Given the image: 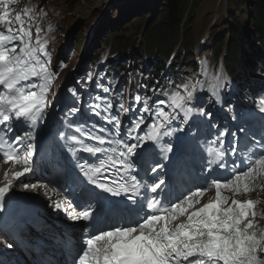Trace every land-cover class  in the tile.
I'll list each match as a JSON object with an SVG mask.
<instances>
[{"label":"snow or ice","instance_id":"1","mask_svg":"<svg viewBox=\"0 0 264 264\" xmlns=\"http://www.w3.org/2000/svg\"><path fill=\"white\" fill-rule=\"evenodd\" d=\"M15 2L0 0V8L3 9L0 12V126H3L0 127V159L4 163L20 165L22 170L13 171L11 177V169L5 171L6 182L0 187V211L13 182L33 172L34 145L28 141L35 139V129L43 122L46 109L52 106L49 93L55 97L51 89L58 76V70L54 71L50 66L47 40L42 39L38 26L33 32L32 13L35 9L25 7L23 13L17 12L13 19L10 5ZM59 67L62 69L64 65ZM69 91L75 95L72 89ZM104 91L108 92V89L104 88ZM198 91H203L199 82L189 80L177 85V90L167 100L157 101L153 108L145 98L141 111L153 113L152 122L142 128L145 117L134 118L133 126L124 136H121L118 116H102V120L113 125L114 136L121 137L109 142L116 147H97L74 135L67 137L68 141L80 145L78 149L69 148L74 156L77 151L92 156L102 154L96 163L87 167L83 163L77 164L88 184L112 197H124L121 201L107 200L88 190L92 194L82 211L77 212L71 204L68 205L72 208L69 212L72 219L104 221L107 225L100 229L90 226L86 230L87 234L78 245L70 248V264H264V211L258 210L259 202L256 200L236 198L255 191V182L264 176V143H261L264 137L247 147L246 153L238 150L236 133L227 129L215 134L212 140L201 141L209 157L206 170L212 172L213 166L218 165L226 170V175L220 179L209 176L203 186L183 191L175 200L166 198L162 203V186L168 187L162 177L157 176L149 183L131 175L135 171L133 156H143L154 150L151 145H155L166 159L173 147L171 143L161 144L163 137L184 131L183 126L194 117L206 115L203 108L192 105ZM210 91L217 95L214 87ZM135 99L137 102L141 100L139 96ZM256 107L264 113V96L258 99ZM100 108L98 103L92 105L96 115H100ZM111 108L112 103L108 101L103 110ZM119 108L129 111L122 102ZM76 111V108L70 110ZM178 116L180 126L169 128ZM207 116L210 117L211 113ZM100 130L108 131L105 128ZM76 131L88 140L95 139L99 145L106 143L103 137L85 133L79 126ZM239 131L246 130L240 128ZM133 132L142 134L132 135ZM59 135L65 139L63 131ZM226 135L233 137L227 148L223 139ZM128 140L135 142L129 144ZM146 144H149L148 148H145ZM17 146L24 147L23 153ZM138 149L144 151L139 152ZM229 151L234 157L239 151L243 157L239 164L233 161L228 167L225 156ZM159 167L163 168V165ZM109 169L116 175L110 183L101 182L99 176ZM151 172L156 173L157 167H152ZM22 187L35 191L40 186L22 183ZM213 189L214 197L201 204V199ZM63 206L62 202L56 203L57 208Z\"/></svg>","mask_w":264,"mask_h":264},{"label":"rangeland","instance_id":"2","mask_svg":"<svg viewBox=\"0 0 264 264\" xmlns=\"http://www.w3.org/2000/svg\"><path fill=\"white\" fill-rule=\"evenodd\" d=\"M36 1L39 4V7L43 9L42 14L44 16H47V20L52 25L53 31L55 30L54 39L56 43L54 46H52L53 52L51 53V56L52 55L54 57L58 56L55 59V61H59L60 63L56 67V70L57 69L59 70H58V76L55 79L54 83L55 84L60 83L61 76L64 73V71L72 69L74 70L73 78L69 82L67 88L82 94L85 100H90L88 98L90 94L84 93L83 91L89 90V93L93 92L94 95L96 97H100V99L97 100L96 97H90V98L96 102L98 101V104L101 105V109H103L104 104L106 102L111 101L112 108L108 109L106 113L110 111V116H118L121 122L127 115H131L132 121L134 118H138L139 116L142 115L145 117V125H144L145 127L147 124L151 123L153 113H145L141 111L143 107L142 102L145 98H148L149 107L153 108L151 106L150 96L143 97L141 95L140 102H137L135 99L137 96L129 98L128 95L127 87L130 83L131 71H133L130 58L127 59L128 61L126 60L129 68L124 73L122 72L121 75L119 74L115 76L112 79V81L108 82L106 81V78H104L106 68H103L101 70L102 72L97 74V77H93L88 81L86 80L81 81V79L84 73L90 71L89 63L86 62L85 60V57L88 54H91V52L93 53L97 49L100 55L99 56L100 61L104 58V54H106V51L108 49V48L100 47L104 34L112 28H117V29L124 28L133 19L140 20V23L138 25L133 24L132 26H129L128 27L129 30L126 32V35H129V33L135 35L134 37H136V44L133 52H136L138 49V43L143 39V37L145 38L149 36L151 25L155 23L156 19L159 17L160 15L159 13L162 10L161 9L162 1L161 0H129V2L126 4L123 3L114 4L112 2L105 4V0L102 1L101 0H36ZM187 1L189 5L192 4L194 6L193 11L190 13V16H192L193 26H192V32L190 31L189 33H187L185 38L188 40L194 39V42L191 44L193 49L192 52L194 56H196L195 52L200 47L199 40L203 39L204 37H207V39H205V42L202 44L201 48L199 49V56H197L198 61L203 63L202 70L204 73L206 66L208 65L212 66L213 62L208 61L206 66H204L205 60L202 56L209 57L211 55V51L213 50V46H214L213 43L217 38H220L225 43L229 37V30L231 28H235L236 23H238L239 25L238 29H241L243 31L244 29H247L248 30L246 32L247 34L249 33L253 34L254 24L251 23L250 25L248 23L247 26L245 27L246 16L248 14L252 16L253 7L248 3V1H246L247 3L246 4L243 3L242 0H187ZM32 2H34V4L38 6V4L35 3V0H32ZM37 11H38V7H37ZM240 12L242 13L241 18L238 17V14ZM232 16H235L236 22L230 20ZM126 17H130V20L129 21L126 20ZM79 36H81L82 38L81 42L83 44L82 46L77 48L78 50H76L75 42L80 41ZM177 39L179 40V36H177ZM165 41L166 43H168V38ZM59 44H64V46L58 48L61 50L55 49V47ZM95 45H98L99 47L94 48ZM169 45L173 47L172 42H170ZM191 45L184 44L183 50H187L188 48L191 47ZM115 49L118 52L121 51L119 45ZM113 53L115 52H112V54ZM110 54L111 53H109L108 55ZM135 57L136 55H133L131 61L134 60ZM100 61L97 60V65L100 64ZM61 64L64 65L62 69L59 67ZM147 67L151 68L152 65L144 64V59L139 60L137 64V68L140 69L141 73H144V76H146L149 72V69H147ZM183 68L190 69L192 67L184 66ZM207 68L208 70L206 72V77L208 78L211 76V71H210V66H208ZM165 73L166 72H163L157 81H160L162 79H163L162 81H165L166 79H169L170 83H172L173 80L172 78H170V75L166 76ZM189 74L191 75L189 76L191 81L192 82L196 81L195 80L196 74L195 75L193 74V69L189 71ZM183 79L184 82L187 83V79L185 77ZM227 86H228L227 80H224V78H222L220 91L216 92L217 95H213L212 92L209 90L208 91L209 96H206L205 101L209 102V100L212 98V100L214 101V106L215 107L219 106V104L214 99V97L219 98L222 90H224ZM213 87L216 90V86L214 82L211 81L210 89H212ZM104 88H107L108 92H105ZM73 100H76V97L73 98ZM121 102L124 104L125 108L129 109L128 112H124L122 109L119 108V104ZM195 104L200 105L201 103L195 101ZM85 106H89V105H85ZM103 114L105 115L104 112ZM205 117L206 115L202 119H205ZM220 123L221 122H218L217 126L220 127ZM15 169L13 171L19 170L18 167ZM12 172H10L9 174H11ZM258 179L262 182L261 186H259L258 184L255 185L256 191H252L248 193L247 197L262 196L264 198V187H262L264 186V176ZM21 180H23V177L20 178V180L14 181L13 187L18 188L20 185H22V183H28L27 181H21ZM15 184L17 185L15 186ZM228 195L231 196V193H229ZM263 205L264 202H262L259 206L262 207ZM44 239L45 241H47L48 238L44 237ZM27 245H31V244L27 243ZM25 248H29V247L26 246ZM15 249H18V245L10 249V252ZM25 256L30 257L26 254L23 255L15 254L13 257H11V260L13 261V259L15 260L17 258L16 261L18 262V260L22 259Z\"/></svg>","mask_w":264,"mask_h":264},{"label":"trees","instance_id":"3","mask_svg":"<svg viewBox=\"0 0 264 264\" xmlns=\"http://www.w3.org/2000/svg\"><path fill=\"white\" fill-rule=\"evenodd\" d=\"M161 12L159 17L156 19L155 23L151 25L150 34L138 43V49L134 52L133 55L136 57L133 60V65L137 64L138 60L144 59V64L152 65L151 69L147 75L146 82L153 83L154 80L159 77L163 71L169 55L172 53L174 46L177 45V36L179 35L180 47L179 50L175 53L173 61L170 63L169 67H173L177 64L179 52L185 54V61L187 67L193 62L191 48L183 50V45H191L192 40L185 38L187 33L190 32L191 25V16L190 12L186 13L187 2L186 0H161ZM248 3L253 7L252 16L249 14L245 19V26L250 23L254 24V34L247 35L245 29L244 31L238 29V23L236 27L230 29L229 39L227 43V49L225 57L223 58L224 66L230 76L234 79L238 86H247L253 83V81H258L261 77L255 78V68L256 63H261L264 61V0H242L243 3ZM247 4V3H246ZM241 11V10H240ZM236 12V10H235ZM242 13L238 14V17L241 18ZM126 20H130V17H126ZM231 21L236 22L235 16L230 18ZM140 20L133 19L129 24H127L122 29L112 28L107 31L101 43V47H108L109 50H113L118 54L119 60H112L108 58L107 64L108 72L107 74L116 75L118 72L123 71L124 62L129 57V54H132L136 44V37L132 33L126 35V32L129 30V26L133 24H139ZM234 27V26H233ZM134 29V28H132ZM181 35V36H180ZM242 37H245L247 42L242 41ZM248 37V38H247ZM171 41L173 47H170L166 43V39ZM79 42H75L76 50L82 46V38L79 36ZM70 45V43H69ZM121 48V51H116L115 48ZM223 42L217 41L216 46L213 50L212 56L214 59L219 58V55L222 52ZM182 46V47H181ZM98 45H95L94 48H98ZM181 48V50H180ZM93 60H97V54L92 55ZM162 61V62H161ZM184 61V62H185ZM192 61V62H190ZM182 64V62H181ZM178 67L175 66L170 70L171 75H175L178 71ZM138 72V70H137ZM134 75V74H133ZM136 78L137 76H133Z\"/></svg>","mask_w":264,"mask_h":264},{"label":"bare ground","instance_id":"4","mask_svg":"<svg viewBox=\"0 0 264 264\" xmlns=\"http://www.w3.org/2000/svg\"><path fill=\"white\" fill-rule=\"evenodd\" d=\"M110 2H112V3H114V2L115 3H121V2L128 3L129 0H105V4H108ZM30 5L33 6V7L35 6L36 7V11H37V6L34 3H32ZM27 6H29V5H25V7H27ZM131 75H133V74H131ZM132 79H135V78L132 76ZM68 97L70 98L71 96H68ZM196 97L197 96H195V98ZM195 98H194V100H195ZM72 100H71L70 103H72ZM84 107L85 108H83L82 110H81V107L78 108L77 111L74 112V113L73 112H70V111L68 113H66V114L61 113V115H59L56 119H52L50 122L47 121V125L45 126V129H43L41 131L40 130L38 131V137H39V139L41 141L47 142L51 146L53 144V140L56 139L58 137V134L60 133L59 123H60V121L63 120V116H67L71 120H78V121L79 120H86V119H98L101 122L103 121L101 119V117L102 116H105V115L103 114V112H101L102 111L101 108L98 110V111H100V115H96L95 112L93 111L92 107L85 106V105H84ZM132 126H133L132 123L127 121L126 124L121 125V132L126 134L127 129L131 128ZM47 132L49 133V135L47 134ZM132 135H140V132H133ZM178 144H181L180 141L178 142ZM205 154H204V156H205ZM202 158L203 157H200V159H202ZM200 159H196V160H193V161H200ZM179 165L180 164H178L177 166L179 167V170H181V168H180ZM17 167H18V165H15L14 166L12 164H9V165H3V164H1V167H0V187L4 186V184L6 182L5 179H4L5 171L11 169V171H9V173H10V172H12ZM213 168L215 170V167H213ZM213 171L212 172L204 171L203 173H201V175H203L202 180H200L199 178H196V177H193L192 179H189V177L191 176V169H188V171L186 173L185 172H182L181 173V171H180V173L182 175H184V179L176 180L175 181L176 189H179V187H181V188H186L187 190H191L193 188L203 186L207 177H209V176L215 177L212 174ZM204 173H206V174H204ZM143 175H144V177L150 178L152 180L155 177H157V176L162 177L165 180V178L169 175V172H167L166 167L164 166L163 167V170L161 172H156L154 174H151V173H148L147 172V167H143ZM192 175H194V174H192ZM32 176L33 177H36L35 175H32ZM9 177H11V174H9ZM35 180L36 179H34L31 182H33V184H34L36 182ZM17 189H18V192H20L21 194L33 195L35 193H37V194L38 193H43L44 186H42L39 190L36 189L35 191H33L31 188L25 189V188L22 187V185H20ZM10 190H12V188ZM12 191H14V190H12ZM214 191L215 190L213 189V190L207 192L205 194V196L201 199V204L206 203L210 199L211 194ZM15 192H16V190H15ZM6 196H7V194H6ZM52 198H53V195L52 194H50L49 196H47V197L44 198L46 207L49 208V206L47 205V203H49L50 205H52L55 208L56 204L54 203V201L52 200ZM50 215H51V218H52V220H50V224H54L57 227H59L61 225H67L65 220H60V219H57L56 218L57 216H56V213L55 212H53V213L50 212L48 214V216L45 215V217H47L48 219H50L49 218ZM262 223H264V222H262ZM45 227H46V229L43 231V234L52 233L50 230H47V227H48L47 224L45 225ZM27 235L28 234H22V239L26 238ZM32 236L35 237V234L32 235ZM53 241H55V239H53ZM16 246H17V239L7 238L3 233H0V249H1V252H0V264H20V262H21V264H31L29 262L30 261L29 258L34 259L36 257H39V255H37V254H40L41 252H43L44 250H46V246H44V245L39 246L36 249L32 245H27V247H29L31 250L29 248H24V249L22 248L23 249L22 250L21 249V246L18 245V249H15V250H13V251L10 252V249H12V248H14ZM35 252L37 254H34ZM26 253H28L29 254L28 256H30V257H26L25 256L22 259L18 260V262L16 261L17 258L15 260L13 259V261L11 260V257H13L15 254H17V255H19V254L20 255H23V254H26ZM41 256H43V255H41Z\"/></svg>","mask_w":264,"mask_h":264}]
</instances>
